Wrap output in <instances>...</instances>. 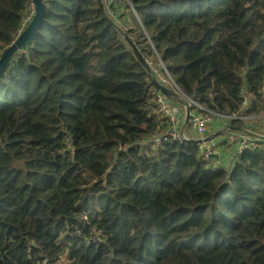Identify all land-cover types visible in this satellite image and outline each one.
Segmentation results:
<instances>
[{"label":"trees","instance_id":"1","mask_svg":"<svg viewBox=\"0 0 264 264\" xmlns=\"http://www.w3.org/2000/svg\"><path fill=\"white\" fill-rule=\"evenodd\" d=\"M124 1L143 30L100 0H43L36 38L0 76V264H264V139L231 167L185 138L140 154L170 130L156 82L264 113V0ZM31 5L0 0V57Z\"/></svg>","mask_w":264,"mask_h":264},{"label":"built area","instance_id":"2","mask_svg":"<svg viewBox=\"0 0 264 264\" xmlns=\"http://www.w3.org/2000/svg\"><path fill=\"white\" fill-rule=\"evenodd\" d=\"M113 1L115 3V6L112 7V10L110 11V15L114 18V14H116L117 8L124 6L125 1L124 0H113ZM170 86L173 87V89L176 91L177 94L183 95L182 90L173 80L170 83ZM184 97H186L188 100V104L186 105L187 113L189 114V116L187 117L188 122H190L193 128L197 130V133L201 138V142L198 144V150H199L198 157L201 160H205V158L207 157L212 158L214 154L218 153L219 146L217 144H211L210 141L206 139L208 138L209 126L216 119H220L222 117H225L227 119H234L237 118V114H226L211 109L188 96H184ZM152 98L156 105V112L153 114L154 119L159 123L167 122L170 125V130L161 138H159L158 141L162 140L163 138H172L174 140L182 141V136L179 131V118H178V115L180 113L179 108L175 106H171L168 103L167 96L162 95L161 90L158 89L153 90ZM240 142L241 145L236 152L237 153L236 157L239 156L241 153H243V151L250 146V141L247 136H240Z\"/></svg>","mask_w":264,"mask_h":264},{"label":"crops","instance_id":"3","mask_svg":"<svg viewBox=\"0 0 264 264\" xmlns=\"http://www.w3.org/2000/svg\"><path fill=\"white\" fill-rule=\"evenodd\" d=\"M127 8L126 5L121 6L120 8ZM120 22V21H119ZM121 24L125 25L128 28L133 27L132 22L130 24H125L120 22ZM168 103L171 106H175L179 108V122H180V133L183 135V137L187 139H192L195 140V144L198 145L200 142V136L197 133V130L193 128L190 122L187 120V109L186 105L178 98V97H167ZM248 101L252 104L254 103V98L252 95L248 96ZM253 112H247V110L244 111V119L238 120V121H230V119H227L225 117H222L220 119L214 120L211 125L209 126V131H208V138H212L210 140L211 144H217L219 146L218 153L221 154L222 152L225 153H234L236 154L238 147L229 140V136L232 135L234 136V140L236 142H240V136H247L250 141V146L256 143L257 139L261 138L263 131L261 129H258L260 133H258L255 124L258 121H253L252 118L250 117ZM245 124V125H244ZM262 124L264 125V120L262 121ZM243 129V130H242ZM244 129L247 130L251 129L252 132L250 133H245ZM242 130V131H241ZM203 139V138H202ZM236 156V155H235ZM235 156L233 158H228L227 163L233 165L235 159Z\"/></svg>","mask_w":264,"mask_h":264},{"label":"water","instance_id":"4","mask_svg":"<svg viewBox=\"0 0 264 264\" xmlns=\"http://www.w3.org/2000/svg\"><path fill=\"white\" fill-rule=\"evenodd\" d=\"M31 4L34 10V13L29 20L28 24L25 26L26 28L24 30H21L17 37L15 38L12 45L7 47L1 54L0 57V76L10 63L11 59L18 53L19 50L26 51L27 47L34 41V39L37 36L38 30L40 26L42 25L43 16L45 15V5L43 3V0H31ZM102 8H104V5H101ZM135 51L137 52L138 56L142 60V62H146L144 57L139 52L138 48L134 46ZM157 88L160 89L162 92H165L167 95L173 97L176 96L177 93L172 89L171 87L162 85L158 82ZM243 130V129H242ZM241 130V131H242ZM211 138H209L210 140ZM190 142L195 143V140L190 139ZM201 141V140H200ZM219 154H214L212 158L218 157Z\"/></svg>","mask_w":264,"mask_h":264},{"label":"rangeland","instance_id":"5","mask_svg":"<svg viewBox=\"0 0 264 264\" xmlns=\"http://www.w3.org/2000/svg\"><path fill=\"white\" fill-rule=\"evenodd\" d=\"M125 10H127V12H129V16L128 17L131 19V22L133 20V22H132V26L133 27L132 28L135 29V30H137V31H139L140 28L142 29V27H140L141 24H142L141 16L138 15V14L137 15L133 14V11H134L133 7L131 6V8H130L128 6ZM125 17L126 16L123 15L121 17V19H117L116 18V14H114V18H116L117 20H119L122 23L125 22ZM123 20H124V22H123ZM142 45H144V44H142ZM152 48H153V46H152ZM250 117L252 118L253 121H258L255 124L257 131H258V129H261V131L264 132V125L262 124V121L264 120V113H256V112H254L253 114H251ZM237 118H239L240 120H242V119H244V116L243 115H237ZM244 132L245 133H247V132L250 133V132H252V130L251 129H248L247 132H246V130L244 129ZM232 133L233 132H231V135L229 136V140L231 142H233L239 148L240 145H241V142H236L234 140V136L232 135ZM258 133H260V131H258ZM263 139H264V133H262L260 139H257L256 140V143L255 144L263 141ZM161 144L162 143H159L157 141H151V142H149L147 144H143L140 147V154H146L148 152H153L154 154H159L160 153V148L159 147H160ZM236 154H234V153H232V154L230 153L229 154V153L222 152L218 157H214V158L207 157V158H205V160L210 161L212 164L221 165V166L224 165L226 167H231V164H228L227 163V160H228V158H230V160H231V158H233ZM81 183H82L81 179L74 178V179H70V180L66 181L65 182V185H76V186H79ZM24 255L26 256V251H24ZM65 261H66V259L63 260V262H65Z\"/></svg>","mask_w":264,"mask_h":264},{"label":"clouds","instance_id":"6","mask_svg":"<svg viewBox=\"0 0 264 264\" xmlns=\"http://www.w3.org/2000/svg\"><path fill=\"white\" fill-rule=\"evenodd\" d=\"M100 3H101V5L103 4L104 5V8H102L103 10H105L109 15H110V11L112 10V7L113 6H115V3H114V1L113 0H100ZM125 5L128 7V6H132V4L131 3H126L125 2ZM133 7V6H132ZM31 8H33L32 7V5H31ZM111 16V15H110ZM118 22H119V20H118ZM123 25V24H122ZM125 26V25H124ZM126 27V26H125ZM126 28H128V27H126ZM129 29H132V28H129ZM167 83V82H166ZM165 86H168V85H166L165 84ZM168 87H171L170 85L168 86ZM172 89H173V87H171ZM158 89V88H157ZM158 90H160V89H158ZM175 91V90H174ZM176 92V91H175ZM245 94L247 95V92H245ZM167 97L169 96V95H166ZM184 96H186V95H179V94H177L176 96H173V97H178L180 100H181V98H183V103L185 104V105H187L188 104V100H187V98L186 97H184ZM169 97H171V96H169ZM191 98V97H190ZM193 99V98H192ZM244 106H245V108L246 109H248V110H250V109H253V103L251 104L249 101H248V98L245 100V102H244ZM235 114H237V115H242V113L240 114V113H235ZM188 116H189V114H188ZM187 116V117H188ZM155 120V119H154ZM188 120V119H187ZM231 120V119H230ZM156 121V120H155ZM179 127H180V122H179ZM179 131H180V128H179ZM181 134V133H180ZM163 135H165V134H163ZM163 135H160L158 138H156V139H154V140H152V141H157V142H160V141H158V139L159 138H161ZM181 136H182V141L181 140H179V141H181V142H183V138H185V137H183V135L181 134ZM185 139H187V138H185ZM200 140H201V138H199ZM188 141L190 140V139H187ZM208 141H210L209 139H207ZM151 142V141H150ZM201 142V141H200ZM199 142V143H200ZM145 144H147V143H145ZM198 146V145H197ZM64 259H66V261L65 262H63V260ZM62 262L63 263H66L67 262V256L66 257H64L63 259H62Z\"/></svg>","mask_w":264,"mask_h":264}]
</instances>
